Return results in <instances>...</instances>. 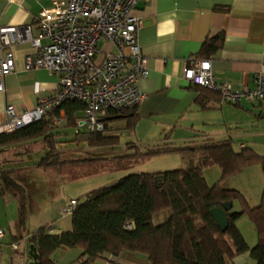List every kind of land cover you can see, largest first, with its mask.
<instances>
[{
    "label": "trees",
    "instance_id": "trees-1",
    "mask_svg": "<svg viewBox=\"0 0 264 264\" xmlns=\"http://www.w3.org/2000/svg\"><path fill=\"white\" fill-rule=\"evenodd\" d=\"M222 43L221 33L207 40L202 44L199 58L214 56L222 48ZM84 109L85 105L76 100L67 101L38 121L9 133L0 131V152L15 145L43 144V158L34 164L43 170L110 160H118L120 165L135 157L142 159L163 153L187 157L190 166L160 174L135 173L89 191L83 201H76L70 216L71 230L52 233V228L46 225L27 237V248H36L38 264H56L52 256L57 251L72 249L81 250L73 264H96L108 257H119L124 252L144 254L150 264H234L237 256L247 253L255 264H264V188L258 206L251 207L240 192L224 187L226 180L255 166L261 168L264 179L263 155L250 148L237 152L229 139H206L196 146L165 147L147 154L128 143L126 147L130 155L65 160L66 155L76 154L77 157V154L92 149L117 145L119 136L109 134L120 131L111 128L115 117L123 116L127 124L125 129L129 130H134L139 120L136 107L120 113L109 112L103 120L105 129L102 132L77 131L76 122L83 116ZM61 113L63 123L54 126L52 118H61ZM211 167H217L221 172L219 182L212 187L208 186L203 175ZM124 168L119 167V170ZM0 169L2 193L17 192L15 173L19 168L4 169L0 165ZM156 177L160 179L156 180ZM227 202L232 207L227 213L228 228L222 232L210 217V211ZM20 210V227L23 228L27 217L25 208ZM161 213H167V217L163 223L155 225L153 219ZM242 217L249 220L257 234V243L252 248L237 226Z\"/></svg>",
    "mask_w": 264,
    "mask_h": 264
},
{
    "label": "crops",
    "instance_id": "crops-1",
    "mask_svg": "<svg viewBox=\"0 0 264 264\" xmlns=\"http://www.w3.org/2000/svg\"><path fill=\"white\" fill-rule=\"evenodd\" d=\"M55 1L61 0H0V27L30 25L35 29L39 13ZM133 12L141 21L136 36L147 60L149 75L137 84L145 99L136 109L139 120L130 143L141 151L140 146L150 147L161 142L163 146L180 149L196 146L206 139H229L237 152L250 148L264 157V145L258 142L264 139V102L230 106L217 94L204 93L187 83L181 71L188 58L208 60L217 84L229 85L234 90H253L255 79L264 76V0H140ZM220 33L222 48L214 56L199 58L202 44ZM98 47L100 52H114L106 42H100ZM32 53L28 43L14 47V70L5 77L0 92V127L5 121L7 106H12L17 115L26 114L38 108L41 100L56 94L57 77L43 69L25 71L24 60ZM117 120L125 121L114 118L113 122ZM157 127H161V133H157L160 136L169 134L156 138ZM224 187L240 192L251 207L258 206L264 188L261 168L255 166L242 171L239 176L226 180ZM7 193H2L0 186V205L7 204ZM52 224H49L52 233L69 231L71 217L68 227ZM237 226L247 244L254 247L257 234L249 220L242 217ZM31 233L25 237L11 235L14 241L10 243L7 236L8 240L5 237L0 246L3 242L9 248L16 245L19 253L16 240L23 238L27 247L26 239ZM65 251H72L73 260L81 255L79 249ZM255 263L248 253L234 259V264ZM96 264L150 263L144 254L124 252Z\"/></svg>",
    "mask_w": 264,
    "mask_h": 264
},
{
    "label": "built area",
    "instance_id": "built-area-1",
    "mask_svg": "<svg viewBox=\"0 0 264 264\" xmlns=\"http://www.w3.org/2000/svg\"><path fill=\"white\" fill-rule=\"evenodd\" d=\"M139 1H55L39 13L35 29L30 25L0 27V92L5 77L14 70V47L22 43L30 44L33 51L24 60L25 71L43 69L58 79L56 94L41 100L34 111L17 115L12 106H7L0 131L17 130L54 112L64 102L76 100L85 105L76 130L102 132L109 112L138 107L145 95L137 84L149 75L136 36L141 21L133 11ZM100 42L108 43L114 52H100ZM210 68L208 60L188 58L181 71L187 83L215 92L230 106L264 102V76L255 79L253 90H234L217 84ZM62 118L63 113L51 123L60 126ZM76 204L71 200L61 215L71 216ZM6 235L7 231L0 228V243ZM11 249L16 252L17 246Z\"/></svg>",
    "mask_w": 264,
    "mask_h": 264
},
{
    "label": "rangeland",
    "instance_id": "rangeland-1",
    "mask_svg": "<svg viewBox=\"0 0 264 264\" xmlns=\"http://www.w3.org/2000/svg\"><path fill=\"white\" fill-rule=\"evenodd\" d=\"M125 121L117 120L112 122L111 128L117 126L120 131L109 134L118 135L119 143L115 146L92 149L85 154L66 155L65 160H74L75 158H115L130 155L127 144L134 140L133 130L125 129ZM264 129V123L262 124ZM159 128V127H157ZM161 128V127H160ZM158 129L156 138H163L165 132L161 133ZM115 129V128H114ZM264 145V139L258 141ZM163 142L152 146H140L141 153L147 154L149 150L158 151L165 149L168 145L163 146ZM157 145V146H156ZM237 145V144H236ZM183 146V145H182ZM175 147V146H174ZM180 147L179 146H176ZM44 148L40 143H28L24 145L12 146L9 150L0 152V165L4 169L19 168L15 176L18 186L16 185L19 199L11 195L9 191L6 194L7 204L0 205V227L6 229L9 237V243L14 241L13 236L22 235L25 237L28 233L36 229L53 223L62 227L69 226L70 216H62L61 211L69 205L71 199L83 201L85 195L96 188L116 183L118 179L135 173L160 174L177 169H183L190 166L189 159L177 153H163L159 155L132 158V160L118 165L117 161H102L93 164L71 165L60 169L43 170L34 167L39 160L43 158L41 150ZM138 158V159H137ZM139 160V161H138ZM119 167H126L120 169ZM204 180L208 186L212 187L219 182L221 172L217 167L206 169L203 173ZM235 180V179H232ZM12 192V193H11ZM16 196V195H15ZM20 207L25 208L26 222L25 226L18 227V216ZM167 213H161L154 217V224L159 225L165 221ZM8 228L11 234L8 233ZM20 231L18 232V229ZM13 235V236H11ZM7 237V240H8ZM19 246V253H13L11 247L6 243L0 246V264H29L31 259L28 255V248L24 247V239L16 240ZM72 251H58L52 256L56 264H72L74 259ZM76 259V258H75Z\"/></svg>",
    "mask_w": 264,
    "mask_h": 264
},
{
    "label": "water",
    "instance_id": "water-1",
    "mask_svg": "<svg viewBox=\"0 0 264 264\" xmlns=\"http://www.w3.org/2000/svg\"><path fill=\"white\" fill-rule=\"evenodd\" d=\"M123 116H117L115 119H122ZM156 180L160 179V177H156ZM232 205L227 202L222 204L221 207L213 208L210 211V217L214 220L215 224L217 225L218 229H220L222 232H225L228 228V217L227 213L231 209ZM28 255L31 259V262L29 264H38V254L36 251V248L34 246H29L28 248Z\"/></svg>",
    "mask_w": 264,
    "mask_h": 264
}]
</instances>
